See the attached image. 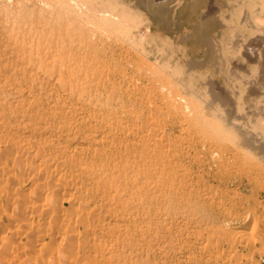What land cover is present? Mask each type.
<instances>
[{
  "label": "bare ground",
  "instance_id": "obj_1",
  "mask_svg": "<svg viewBox=\"0 0 264 264\" xmlns=\"http://www.w3.org/2000/svg\"><path fill=\"white\" fill-rule=\"evenodd\" d=\"M168 1L146 2L154 12ZM103 16L83 0H0V264H253L237 248L256 240L228 228L233 212L201 173L204 156L230 165L235 148L217 136L250 145L251 134L212 108L227 123L216 130L184 80L169 84ZM208 54L178 60L201 71ZM257 106L239 109L245 128H264ZM179 223H193L183 245Z\"/></svg>",
  "mask_w": 264,
  "mask_h": 264
},
{
  "label": "rangeland",
  "instance_id": "obj_2",
  "mask_svg": "<svg viewBox=\"0 0 264 264\" xmlns=\"http://www.w3.org/2000/svg\"><path fill=\"white\" fill-rule=\"evenodd\" d=\"M83 1L87 3L89 8L102 10L103 18L108 22H113L119 35L127 40V43H124L125 47L129 45L130 51L133 50L132 52L136 53L138 57L145 62L147 61L148 65L153 66L152 69L154 68L157 72L163 70L161 74L166 76L169 84L175 85L174 83H178L179 79H183L188 88H183L182 92L184 93L180 91L181 94L188 99L190 98L197 107H200L202 103L200 108L203 110L207 109L205 113L208 114L207 116H209L210 120L212 118L216 130H219L220 124H225L222 119H219L222 116L232 130H243L245 133L251 134V139L253 140L250 145L243 144L242 141H239V138H235L237 142L239 141V145L241 142L240 146L237 143H233L236 142L235 139H232L233 141L228 138L225 139L226 135L224 133H218L221 136L224 135V137L215 134L218 137L217 139L222 141L221 146L225 145V147H233L235 149L238 147V151L240 149V152L243 153L241 154L235 149H232L234 156L232 153H225V158H228L225 162L228 165L230 164L227 167L229 170H227L226 166L224 167L222 161H218L221 160L219 156H217L218 160H215V164L214 157L211 158L210 155L209 157L204 156L202 160L205 162V167L210 166L212 170L207 167L201 173L202 179L205 180L203 181V183L205 182L203 188L207 187L206 185H210L212 189L215 187L213 189L215 193L218 195L222 194L221 198L223 200L226 198L222 208H229L231 213L233 212L227 225L228 228L231 231H243L246 236L256 240L246 248L239 246L237 253L242 256L248 255L251 258L250 262L253 264H264V128L260 127L261 125H258L257 122L250 123L247 126L248 128H245L242 125L243 119L239 118V109L241 108V111L244 110L242 106L250 107L251 105L250 110L249 108L245 110L251 111L254 110V106L257 103L258 110H264V0H169L161 10L157 8L154 12L147 5V0ZM209 8L212 11L207 15ZM261 38L263 40H260ZM253 40L258 41L254 42ZM191 46L192 48H190ZM188 48L189 52L198 50L199 53H204L209 49V54L203 62L205 64L204 68L201 71L197 68H193V70L187 68L184 61L179 62L178 59L182 56L181 54ZM248 48L252 50V52L249 50V52L253 53L250 55L251 57L249 58L242 54L244 59L241 58L239 50L241 49L244 52ZM205 72L206 74L210 73L211 76L213 75L211 77L212 81L218 85L221 84L220 86L226 92L228 90V93H231L229 96L230 100L221 101L218 97H213L214 94L212 95V92L215 89L210 84L211 79L207 78ZM174 87L177 88L176 85ZM251 88L256 89V92H253L254 94L250 91ZM216 98L218 99L216 100ZM257 100L259 102H256ZM203 104L207 106L205 107ZM212 108L216 110V113L220 112L222 114L218 115L219 117H214L211 111L210 113L208 112ZM236 108L237 110H235ZM249 115L251 119L252 115ZM213 118L220 122L214 121ZM234 122L239 126H236ZM256 125H258V128ZM251 127L254 128L252 129ZM255 128L259 130L256 131ZM218 140L216 141L218 142ZM217 142L216 147H219L217 153L220 155L221 147ZM229 156L235 161H232ZM229 159L233 162L232 164ZM217 162L222 164H217ZM231 165L233 170L230 168ZM240 165L243 166L240 167ZM242 168L246 174L241 170ZM194 181H197V179ZM218 195L217 198L220 199ZM232 196H234L233 200L231 199ZM228 198L233 202L227 201ZM220 208L216 210H222ZM251 212L254 213L252 214L253 216L249 215ZM246 215H249V217ZM189 224L186 223L185 225H188L189 228L184 227V229L183 226L185 225L179 223L177 227L180 229L175 227L173 230V238L175 237L177 244L181 243L183 245L185 243V238H187L185 236H188L187 232H185L186 228L190 229L193 223ZM188 239L191 240L188 243L189 245H193L195 248L198 246L195 240L192 238ZM257 239L260 240L257 241ZM179 240L180 242H178ZM196 252L195 250V254ZM180 256L177 255L176 257L181 259ZM198 256L200 257V254ZM201 257L205 258L202 255ZM178 258H169L171 262L169 259H167L168 261L165 260V262L166 264H172V262H174L173 264H178L176 261Z\"/></svg>",
  "mask_w": 264,
  "mask_h": 264
}]
</instances>
